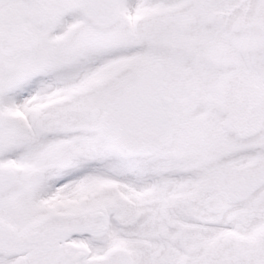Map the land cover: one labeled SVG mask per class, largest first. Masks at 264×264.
I'll return each instance as SVG.
<instances>
[{"label":"snow or ice","instance_id":"6c2138e0","mask_svg":"<svg viewBox=\"0 0 264 264\" xmlns=\"http://www.w3.org/2000/svg\"><path fill=\"white\" fill-rule=\"evenodd\" d=\"M0 264H264V0H0Z\"/></svg>","mask_w":264,"mask_h":264}]
</instances>
